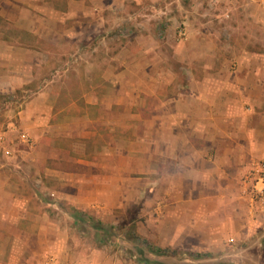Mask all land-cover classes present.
<instances>
[{
	"label": "crops",
	"instance_id": "1",
	"mask_svg": "<svg viewBox=\"0 0 264 264\" xmlns=\"http://www.w3.org/2000/svg\"><path fill=\"white\" fill-rule=\"evenodd\" d=\"M88 1L63 12L71 55L47 58L41 28L0 36V94H30L17 121L32 137L16 166L0 158V264H125L88 231L133 206L154 255L264 264V202L246 183L264 159V0H204L220 13L207 21L200 0Z\"/></svg>",
	"mask_w": 264,
	"mask_h": 264
},
{
	"label": "rangeland",
	"instance_id": "2",
	"mask_svg": "<svg viewBox=\"0 0 264 264\" xmlns=\"http://www.w3.org/2000/svg\"><path fill=\"white\" fill-rule=\"evenodd\" d=\"M68 1L70 0H0V36L10 41L22 40L24 42H31L32 28L37 27L39 29L41 28L42 42L44 41V49L46 50L44 53L47 58L52 54L66 56L75 53V48L71 47L70 40L79 39V33H75L74 30L69 31L67 35L65 33L71 28L69 24L72 23L69 20L70 18H66V15L63 13L68 6ZM81 1L82 0H73L76 4H80ZM200 1H202L200 4L201 9L208 12L206 15H201L206 16L203 17L206 18L204 19L205 21H207L210 15L215 17L216 14H220L219 10L216 9V5L212 6L204 0ZM86 3L87 5L94 6L90 1ZM205 7H209V10ZM57 11L61 12V15L59 13L56 14ZM57 17L59 21L56 23L55 19ZM49 28H55L56 35L49 34ZM75 31H79V28L77 27ZM70 33H72L74 37H72ZM121 38L124 39V36L121 35ZM76 51L78 52L76 56H78L80 49ZM59 66L64 67V62L60 63ZM61 83H63L62 79L60 80V84ZM22 89L23 88L18 89L16 94L12 95L0 94V144H2L0 145V158L4 163L8 162L10 166H16L17 162L15 163L14 160H10L12 156H8L4 152V148L9 147L14 151L13 145L16 143L17 150H20L25 147L29 148L32 143V137L29 132L24 130L19 125V121H17L19 119L17 112L23 107L24 102L30 95H26V93L22 94ZM20 165L22 166V164ZM129 210L132 214V219L129 222L124 221L122 223L118 222L117 224H105L104 231L99 228L93 230L90 228L91 231H88V240L94 243V245H101V236L106 233L114 242L111 247L113 254L121 251L119 257L125 264H190L187 262H192L191 264H239L241 259H244V255L240 253H237V255H230L238 262L235 263V261H232V263L226 260L228 255L220 258L217 255L208 256L199 252L197 254L192 252L193 249L190 248H167L164 252H158L157 255H154L152 252L155 253L153 250L157 247L155 244L157 238L149 235L150 232L148 235L144 234L143 230L146 224L140 222L142 219L139 217L140 207L133 206L130 207ZM92 221L96 222L95 218ZM148 228H150L149 225ZM83 229H86V227L83 226ZM127 235H132L134 237L131 244L126 243L125 238ZM192 241L195 242L196 239L190 238L188 240L190 243H192ZM226 242L238 248L244 246L243 242H229V240H226ZM259 243L261 244H259L261 247V249H259L264 251V237ZM254 250H258L257 246L254 247ZM50 256L51 255L47 256L46 262L48 258H51ZM157 256H165L168 260L165 259L162 261ZM209 257H212L211 260L205 261L204 263L198 261L206 260Z\"/></svg>",
	"mask_w": 264,
	"mask_h": 264
},
{
	"label": "built area",
	"instance_id": "3",
	"mask_svg": "<svg viewBox=\"0 0 264 264\" xmlns=\"http://www.w3.org/2000/svg\"><path fill=\"white\" fill-rule=\"evenodd\" d=\"M179 36L184 37L187 32L184 27H180ZM12 149L9 147L4 148V152L11 156ZM246 183L251 193V199L254 206H257L258 201L264 202V159L256 162L246 178ZM56 264L55 257H51L46 264Z\"/></svg>",
	"mask_w": 264,
	"mask_h": 264
},
{
	"label": "trees",
	"instance_id": "4",
	"mask_svg": "<svg viewBox=\"0 0 264 264\" xmlns=\"http://www.w3.org/2000/svg\"><path fill=\"white\" fill-rule=\"evenodd\" d=\"M156 251H159V252H164L165 250H162L161 248H157Z\"/></svg>",
	"mask_w": 264,
	"mask_h": 264
}]
</instances>
